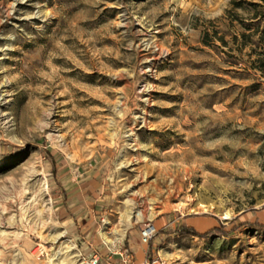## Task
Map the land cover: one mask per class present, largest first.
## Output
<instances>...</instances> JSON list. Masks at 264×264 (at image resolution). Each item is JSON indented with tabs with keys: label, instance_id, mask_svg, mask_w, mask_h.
<instances>
[{
	"label": "rangeland",
	"instance_id": "1",
	"mask_svg": "<svg viewBox=\"0 0 264 264\" xmlns=\"http://www.w3.org/2000/svg\"><path fill=\"white\" fill-rule=\"evenodd\" d=\"M69 245L264 264V2L0 0V264Z\"/></svg>",
	"mask_w": 264,
	"mask_h": 264
},
{
	"label": "bare ground",
	"instance_id": "2",
	"mask_svg": "<svg viewBox=\"0 0 264 264\" xmlns=\"http://www.w3.org/2000/svg\"><path fill=\"white\" fill-rule=\"evenodd\" d=\"M137 217L138 218H141L142 217V213H138L137 214ZM132 219H133V215L132 214H127L125 217H124V222H123V226H122V229H118L119 231H117V234L119 233L122 237L125 235V232H126V229L128 226H130V224L132 223ZM59 235V233H54L52 235V237L54 238H57ZM103 236L105 237V239L108 241V242H111L113 243V240L110 239L105 232H103ZM115 242V241H114ZM66 249L63 250V254L64 256H60L58 259V261L55 263L53 262V264H65V262L72 258V257H75L77 256L78 254L75 252V247L72 246V245H69L67 247H65ZM56 260V259H55Z\"/></svg>",
	"mask_w": 264,
	"mask_h": 264
},
{
	"label": "built area",
	"instance_id": "3",
	"mask_svg": "<svg viewBox=\"0 0 264 264\" xmlns=\"http://www.w3.org/2000/svg\"><path fill=\"white\" fill-rule=\"evenodd\" d=\"M156 232H157V228L155 225L147 224L146 226H144L141 230L142 242L144 244H148L152 239V237L156 234ZM123 260L125 264H137L132 262L131 256L129 254H127L126 257H123ZM98 262H99V258L95 256L92 261V264H98Z\"/></svg>",
	"mask_w": 264,
	"mask_h": 264
},
{
	"label": "trees",
	"instance_id": "4",
	"mask_svg": "<svg viewBox=\"0 0 264 264\" xmlns=\"http://www.w3.org/2000/svg\"><path fill=\"white\" fill-rule=\"evenodd\" d=\"M260 1L264 2V0H260ZM186 230H192L190 232H193V234H196V232L191 227H189L187 224H184L180 229H178V231L180 232H186Z\"/></svg>",
	"mask_w": 264,
	"mask_h": 264
}]
</instances>
